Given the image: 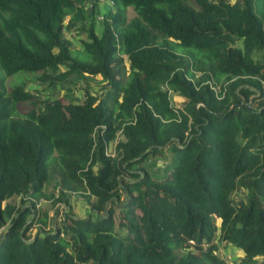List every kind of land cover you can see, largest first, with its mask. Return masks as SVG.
<instances>
[{
	"label": "trees",
	"instance_id": "16d2710c",
	"mask_svg": "<svg viewBox=\"0 0 264 264\" xmlns=\"http://www.w3.org/2000/svg\"><path fill=\"white\" fill-rule=\"evenodd\" d=\"M85 1L0 0V264H264V0Z\"/></svg>",
	"mask_w": 264,
	"mask_h": 264
},
{
	"label": "rangeland",
	"instance_id": "374dc122",
	"mask_svg": "<svg viewBox=\"0 0 264 264\" xmlns=\"http://www.w3.org/2000/svg\"><path fill=\"white\" fill-rule=\"evenodd\" d=\"M109 1L106 0H86L83 4V10H84V27H87V25L93 21L95 24L94 32L98 33L101 25V21L104 19V16L106 15L107 11L111 8ZM126 19H130L134 16V11L131 7H127L125 10ZM68 20V17H65L63 23L66 24ZM73 32V34H71ZM64 38L68 39L73 48H80L81 46V40H86V34L85 32H80L78 25H76L73 30L64 31L63 32ZM126 63V62H125ZM63 69V67H61ZM20 74V73H18ZM79 80L77 83H75L73 86L70 84H67L66 82L71 83V81ZM20 80H23L24 87L31 91L32 93H38L42 98L47 97V95L51 94V92L47 89V86L45 84H36L35 82L31 81L28 76L20 77L18 75H14L13 77H9L5 81V86L12 85L15 83L20 82ZM99 76H94L91 78H87L86 81L83 80V78L79 77L78 75H71L67 80H64L65 86H70V88L74 91L72 92V103L80 104L83 99V92L85 89H90L92 93H96L99 91ZM7 88V87H6ZM56 88H61L60 85H58ZM8 89V88H7ZM79 89V90H77ZM63 90H59L56 94L63 95ZM55 94V93H53ZM171 102L173 104H178L179 101H176L175 98L171 99ZM113 145V143H112ZM113 147V146H112ZM159 165V162H157ZM17 201L16 199H10L9 202ZM44 204V203H42ZM48 204V202H47ZM56 207H53L49 211V216H53V220L58 221L59 214L55 215ZM71 211L76 216H85L89 208L88 206L79 198L76 196L73 197L72 200V208ZM217 225H219V220H217ZM37 227H32V229L27 234H33L36 232ZM216 255L219 257L224 258L229 263L239 264L238 263V257L242 255V252L229 244H225L223 242H219L218 247L215 251Z\"/></svg>",
	"mask_w": 264,
	"mask_h": 264
},
{
	"label": "built area",
	"instance_id": "2783aa9c",
	"mask_svg": "<svg viewBox=\"0 0 264 264\" xmlns=\"http://www.w3.org/2000/svg\"><path fill=\"white\" fill-rule=\"evenodd\" d=\"M71 34H73V32H72ZM212 89H213L214 91H216V90H217V89H216V87H212Z\"/></svg>",
	"mask_w": 264,
	"mask_h": 264
}]
</instances>
